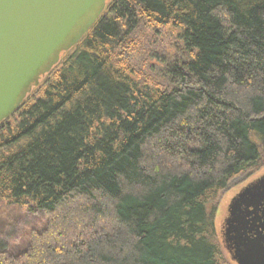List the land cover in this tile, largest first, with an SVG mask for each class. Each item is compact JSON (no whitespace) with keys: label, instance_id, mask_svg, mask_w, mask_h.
<instances>
[{"label":"trees","instance_id":"1","mask_svg":"<svg viewBox=\"0 0 264 264\" xmlns=\"http://www.w3.org/2000/svg\"><path fill=\"white\" fill-rule=\"evenodd\" d=\"M148 24L181 41L159 80ZM263 167L264 0H109L0 122V199L48 215L0 264H238L215 214Z\"/></svg>","mask_w":264,"mask_h":264},{"label":"water","instance_id":"2","mask_svg":"<svg viewBox=\"0 0 264 264\" xmlns=\"http://www.w3.org/2000/svg\"><path fill=\"white\" fill-rule=\"evenodd\" d=\"M109 0H0V122L76 45ZM238 264H264V172L231 199L223 228Z\"/></svg>","mask_w":264,"mask_h":264},{"label":"rangeland","instance_id":"3","mask_svg":"<svg viewBox=\"0 0 264 264\" xmlns=\"http://www.w3.org/2000/svg\"><path fill=\"white\" fill-rule=\"evenodd\" d=\"M134 44L131 46L130 57L145 72L153 74L157 80L159 67L164 66L163 60L175 55L181 45L178 38V29L172 26L144 25L134 35ZM155 66V72L150 66ZM158 68V69H157ZM264 172V167L249 177L239 176L223 192L215 214V224L219 235L223 236L225 219L228 215V206L232 197L250 180ZM48 226V215L44 211H30L23 206L9 205L0 199V248L5 247L11 252L25 249L29 243L31 232H42ZM223 253L227 261H231L228 249L223 244Z\"/></svg>","mask_w":264,"mask_h":264}]
</instances>
